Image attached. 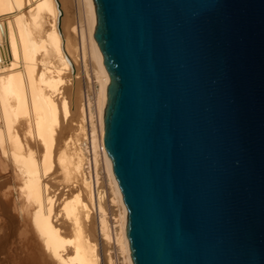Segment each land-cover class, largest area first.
I'll use <instances>...</instances> for the list:
<instances>
[{"label": "water", "instance_id": "water-1", "mask_svg": "<svg viewBox=\"0 0 264 264\" xmlns=\"http://www.w3.org/2000/svg\"><path fill=\"white\" fill-rule=\"evenodd\" d=\"M93 1L133 264H264V0Z\"/></svg>", "mask_w": 264, "mask_h": 264}, {"label": "bare ground", "instance_id": "bare-ground-1", "mask_svg": "<svg viewBox=\"0 0 264 264\" xmlns=\"http://www.w3.org/2000/svg\"><path fill=\"white\" fill-rule=\"evenodd\" d=\"M71 3L0 0V264H133L102 143L110 76L94 1L81 21Z\"/></svg>", "mask_w": 264, "mask_h": 264}, {"label": "rangeland", "instance_id": "rangeland-1", "mask_svg": "<svg viewBox=\"0 0 264 264\" xmlns=\"http://www.w3.org/2000/svg\"><path fill=\"white\" fill-rule=\"evenodd\" d=\"M71 7H72V13L74 15V18L76 21H81L83 20V15H84V7H83V3H82V0H72V3H71ZM81 71V85H82V88H84L83 90H85V95H86V100H88V97H87V77L85 76V74L83 73L82 70ZM90 85H91V98H92V102H94V82H93V79H92V71L90 69ZM103 170V169H102ZM101 170V171H102ZM104 172V171H102ZM103 173L100 174V177L104 178L103 177ZM111 211H112V207L110 205H108V215L111 214ZM112 252H113V255H114V261H116V263H119V258H118V255L116 254V249L115 248H111ZM19 256V255H18ZM18 256H15V258L13 259H10L6 264H24V258H18ZM2 262V261H1ZM1 264H4V263H1Z\"/></svg>", "mask_w": 264, "mask_h": 264}]
</instances>
